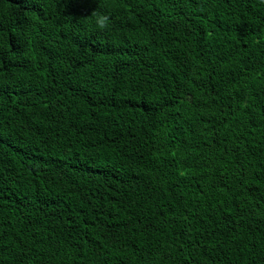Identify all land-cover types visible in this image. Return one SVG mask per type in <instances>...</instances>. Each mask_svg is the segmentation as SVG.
<instances>
[{"label":"trees","instance_id":"16d2710c","mask_svg":"<svg viewBox=\"0 0 264 264\" xmlns=\"http://www.w3.org/2000/svg\"><path fill=\"white\" fill-rule=\"evenodd\" d=\"M0 264H264V0H0Z\"/></svg>","mask_w":264,"mask_h":264},{"label":"clouds","instance_id":"9594fccd","mask_svg":"<svg viewBox=\"0 0 264 264\" xmlns=\"http://www.w3.org/2000/svg\"><path fill=\"white\" fill-rule=\"evenodd\" d=\"M98 23L103 24V19L98 20Z\"/></svg>","mask_w":264,"mask_h":264}]
</instances>
